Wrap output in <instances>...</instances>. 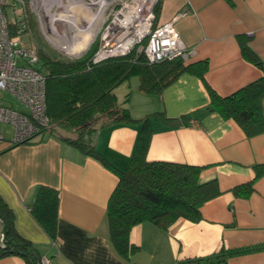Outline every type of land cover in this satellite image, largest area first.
<instances>
[{
  "label": "crops",
  "instance_id": "obj_1",
  "mask_svg": "<svg viewBox=\"0 0 264 264\" xmlns=\"http://www.w3.org/2000/svg\"><path fill=\"white\" fill-rule=\"evenodd\" d=\"M63 1L54 3L69 5L71 12L82 16L74 13L56 20L89 21L86 0ZM159 3L157 22L183 13L175 22L189 53L182 61H201L203 78L182 72L160 91L137 87L126 106L134 118L153 113L165 117L150 118L148 161L200 166L199 180L214 179L220 193L200 206L199 220L179 217L167 229L148 221L132 226L129 242L137 249L123 257L111 242L106 212L118 183L113 170L54 132L40 131L14 145L5 138L0 142V196L13 212L18 234L51 264H208L187 262L206 257L217 264L218 253H230L226 264H264V132L248 137L233 119L209 109L205 85L228 96L264 75V0ZM242 41L251 54L244 52ZM125 96L121 101L117 96V101L122 103ZM176 119L181 124L170 126ZM139 127L137 122L106 121L97 127L92 142L121 169L128 164ZM257 167L262 173L255 177ZM252 180L247 197L233 193L234 187ZM39 186L58 194L54 237L30 210ZM245 249L249 251L235 252ZM0 264L24 261L15 255L0 256Z\"/></svg>",
  "mask_w": 264,
  "mask_h": 264
},
{
  "label": "trees",
  "instance_id": "obj_2",
  "mask_svg": "<svg viewBox=\"0 0 264 264\" xmlns=\"http://www.w3.org/2000/svg\"><path fill=\"white\" fill-rule=\"evenodd\" d=\"M159 8L160 3L155 8L156 17ZM242 48L245 53L251 54L249 46L243 41ZM95 49L96 46L82 58L67 59L57 58L38 48L39 65L36 68L44 73L46 114L50 123V127L42 131L60 135L84 154L99 159L117 175L118 183L109 197L106 212L111 242L121 256L127 257L137 249L129 242L132 226L148 221L167 229L179 217L199 220L200 206L216 197L220 190L214 179L199 180L200 166L148 161L150 118L165 117L161 113H153L134 118L126 106L130 94L127 93L125 101L119 103L114 89L130 77L137 76L141 91H160L182 72L196 73L203 78V63L184 64L180 58H174L151 64L135 50L94 62L92 56ZM205 85L209 93V109L233 119L248 137L264 132V75L228 96L217 94L206 82ZM106 121L137 122L140 126L133 152L124 168L114 166L92 142L97 127ZM25 142L28 141L22 143ZM261 169L257 167L255 177L262 173ZM252 184L253 180L234 187L232 191L247 197L252 191ZM30 210L40 225L54 237L57 191L39 186ZM0 229L4 236L0 256L15 255L22 258L24 264H40V254L30 241L18 234L13 212L1 196ZM243 251L249 249L235 252ZM228 255L230 253H218L216 263L226 264ZM211 259L206 257L187 262L204 260L211 264Z\"/></svg>",
  "mask_w": 264,
  "mask_h": 264
},
{
  "label": "built area",
  "instance_id": "obj_3",
  "mask_svg": "<svg viewBox=\"0 0 264 264\" xmlns=\"http://www.w3.org/2000/svg\"><path fill=\"white\" fill-rule=\"evenodd\" d=\"M22 3V0H18ZM160 0H95L101 13L102 29L98 49L93 55L97 62L112 56L126 55L132 51L142 53L148 63L188 57V50L175 27L182 12L170 20L157 22L155 8ZM12 4V3H11ZM9 0H0V91L11 93L27 110L10 107L0 99V123L13 127L9 145L30 140L50 127L46 114L45 77L36 68L39 62L37 48L22 40L25 33L22 6L13 10L15 18L5 14ZM20 10V11H18ZM23 12V11H22ZM21 60L22 63H19ZM5 137L0 132V142ZM4 236L0 229V245ZM56 243V241H53ZM40 264H51L41 258Z\"/></svg>",
  "mask_w": 264,
  "mask_h": 264
},
{
  "label": "rangeland",
  "instance_id": "obj_4",
  "mask_svg": "<svg viewBox=\"0 0 264 264\" xmlns=\"http://www.w3.org/2000/svg\"><path fill=\"white\" fill-rule=\"evenodd\" d=\"M22 3H19L16 0H9L8 6L5 8V14L9 20L13 17L15 18V13L13 10L17 7L22 6L20 14L23 17L24 22V30L25 33L22 35V40H24L26 45H31L37 48H42L48 54L55 56L57 58H67V59H79L89 53L93 47L96 46L95 52L98 49L99 44V33L102 29V19L96 20L94 22L91 31L87 28L84 33L78 35V40L74 41L73 33H70L68 30H72L68 28L67 22H62L56 20L57 18H65L68 14L77 13L78 16H82L79 11H72L69 5H61V3H54L55 0H22ZM63 1V0H62ZM89 5H86L84 12L88 13L89 10L93 16H89V21L81 22L82 27L80 30H84L88 23L91 22L92 18H99L101 15L98 14V6H94L92 3L95 0H86ZM63 2H66L64 0ZM12 3V4H11ZM16 5V7H15ZM85 6V7H86ZM70 9V10H69ZM20 11V10H18ZM23 11V12H22ZM89 14V13H88ZM80 23V22H79ZM91 27V26H90ZM59 29V30H58ZM74 29V28H73ZM60 31V32H59ZM89 31V32H88ZM63 35L66 34L69 38L72 39V46H68L63 44L62 42L57 41V33ZM58 34V35H59ZM56 41V42H55ZM93 53V55L95 54ZM93 57V56H92ZM19 63H22L21 60ZM39 65V64H38ZM37 65V66H38ZM138 87V77L132 76L129 79L122 82L118 85L114 92L118 96L119 101H121L125 94L129 93L132 95L134 89ZM0 99L8 104L10 107L17 106L18 110H27L24 107L25 105L17 100L11 93L0 91ZM0 132L3 133L5 138L13 137V127L6 123H0ZM41 262V260H40Z\"/></svg>",
  "mask_w": 264,
  "mask_h": 264
},
{
  "label": "bare ground",
  "instance_id": "obj_5",
  "mask_svg": "<svg viewBox=\"0 0 264 264\" xmlns=\"http://www.w3.org/2000/svg\"><path fill=\"white\" fill-rule=\"evenodd\" d=\"M94 3H95V1H93ZM86 8V7H85ZM90 8L88 7V17L89 16H93V17H95V13H94V15L93 14H91L90 13V11L91 10H89ZM86 13V12H85ZM101 17L102 16H100L99 18H92V20H91V22L90 23H88L87 24V26L85 27V29L84 30H80V28L82 27V25H81V20H78V21H71L70 23L68 22V28L69 29H72L71 31L70 30H68L70 33H73V37H74V41H77L79 38H78V35H80L81 33H84V31L88 28L90 31H91V29L90 28H92V26H93V24H94V22H96V20L98 19V20H100L101 19ZM69 19H71V18H69ZM95 20V21H94ZM86 20H84L83 22H85ZM94 21V22H93ZM80 22V23H79ZM91 26V27H90ZM74 28V29H73ZM59 30V29H58ZM87 31V30H86ZM60 32V31H59ZM59 32L57 33V41H58V43L59 42H62L63 44H66L67 45V47L68 46H72V39L71 38H69L66 34H63V35H61V34H59ZM89 32V31H88ZM59 34V35H58ZM78 34V35H77ZM56 42V41H55Z\"/></svg>",
  "mask_w": 264,
  "mask_h": 264
},
{
  "label": "water",
  "instance_id": "obj_6",
  "mask_svg": "<svg viewBox=\"0 0 264 264\" xmlns=\"http://www.w3.org/2000/svg\"><path fill=\"white\" fill-rule=\"evenodd\" d=\"M179 124H181V120L180 119H176V120L171 121L169 123L170 126H175V125H179Z\"/></svg>",
  "mask_w": 264,
  "mask_h": 264
}]
</instances>
